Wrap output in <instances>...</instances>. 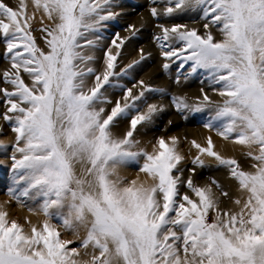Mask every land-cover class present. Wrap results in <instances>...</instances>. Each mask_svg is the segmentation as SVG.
Segmentation results:
<instances>
[{
	"label": "snow or ice",
	"instance_id": "snow-or-ice-1",
	"mask_svg": "<svg viewBox=\"0 0 264 264\" xmlns=\"http://www.w3.org/2000/svg\"><path fill=\"white\" fill-rule=\"evenodd\" d=\"M160 2L163 13L150 7L152 18L192 14L201 23L157 25L162 67L179 61L176 83L200 74L220 98L202 87L195 103L176 95L172 105L185 119L207 113L203 127L244 149L250 168L222 155L207 136L204 144L189 142L195 167L184 179L178 136L149 141L151 151L135 138L138 126L164 110L148 104L140 111L137 102L165 90L141 80L136 94L113 82L127 71H115L130 39L119 33L103 51V70L95 67L101 32L120 15L115 0H0V41L10 65L0 79V119L14 134L8 144L0 140V153L12 150L8 199L0 202V264H264V0H150ZM37 15L47 50L33 35ZM126 31L135 36L140 29L129 24ZM114 89L123 90L115 101L108 95ZM124 119L127 131L114 135ZM204 157L227 169L241 196L230 197L215 179L194 182ZM130 168L134 176L121 174ZM214 188L238 211L221 209ZM13 202L42 218L21 223L9 211Z\"/></svg>",
	"mask_w": 264,
	"mask_h": 264
},
{
	"label": "rangeland",
	"instance_id": "rangeland-1",
	"mask_svg": "<svg viewBox=\"0 0 264 264\" xmlns=\"http://www.w3.org/2000/svg\"><path fill=\"white\" fill-rule=\"evenodd\" d=\"M6 2V1H5ZM116 4L119 5V7H114L113 11L120 13V15L113 21L107 22V27L102 30L101 35L104 37V39L101 42V47L96 50V56L97 60L95 63V67L97 68L98 71L103 70V51L105 48H107L110 45L111 39L115 36L116 33H119L121 37H130V39H127L125 44L122 46L121 49V55L118 57L117 60V67L115 71L117 73L121 72V69H127L125 74H122L118 77L113 78L114 83H119L123 85L126 88H132L133 92L138 94L139 91L141 90L138 82L143 80L146 84L150 85L152 88L156 89H164L165 93L161 94L158 92H147L145 93V97L141 100L138 101V108L140 111H145L147 108L148 104H160L163 105V111L158 112L153 116V119L150 123H148L145 126H138V132L135 134V138L140 140L142 142V146H150L151 144L149 141L154 142L155 138L160 137L158 135H155V133H159L163 128V125H165L166 121L170 119V117H176L178 120V126L179 127H188L189 129L192 128L194 131H200L202 130H207L203 127L202 120L205 116H207V113L204 114H191L188 113L187 116L188 118L185 119L181 113L177 112L174 106L172 105L171 102V97L172 96H184L188 100L189 103H195L196 98L200 96V89L203 87L205 92L208 93L210 96V92L212 91L211 88L208 86V82L205 79L204 83H201V80L204 79V77L200 74H197L195 76L190 77L189 79L185 80L184 76L181 75L180 77V82L176 83V77H177V69L179 67V61L175 63H170V68L165 70L162 65L166 62L160 55V48L157 45V42L153 39L154 36L160 34V30L157 27L158 24H162L166 27H170L173 24H188L189 27H201V23H194V18L196 21H199V16L193 17L192 14H176L172 17H164L161 15L158 18H152L149 12L150 7H156L161 14L163 13L164 7L166 6L165 3L160 2L156 4H151L150 0H115ZM7 3V2H6ZM32 10V8H31ZM29 10V12L31 11ZM141 13V15H140ZM145 13V14H144ZM143 16H148V19L150 22L145 23V25L141 26H136L135 19L137 20H142L143 21ZM141 17V18H140ZM129 18H134V21H130ZM45 23H48L45 21ZM129 24H132L136 26L135 28L140 29V31L137 33V35L132 36L131 31H126L127 26ZM40 28V23H39V15L37 16L36 21L33 23V35L36 38L37 44L47 50L45 48V43L44 40L41 39V36L43 33H41L38 30ZM202 31V28H201ZM216 34L217 39H220L221 37L219 36L218 33ZM148 42V43H147ZM44 44V45H42ZM147 44V45H146ZM148 46V47H147ZM151 51H150V48ZM141 49H143V54L146 57L144 60H141ZM115 51V50H113ZM4 52V44L2 41H0V79H2V72L6 68L10 67L9 61L7 58L3 56ZM134 55V56H133ZM131 57V58H130ZM134 57V58H133ZM130 59V60H129ZM128 60V61H127ZM133 61H139V63L133 64ZM102 62V63H101ZM5 63V64H3ZM98 63V64H97ZM129 64H133L131 68H128L127 66ZM146 67H155L159 73V77L161 78L162 81H157L156 83L150 80L149 77H143L141 76L143 73V68ZM187 67H185L184 71H187ZM23 78L25 79L26 83H31L29 78L27 77L26 74L23 75ZM163 78V79H162ZM91 79V80H90ZM87 83L90 85V81H92V78H90ZM149 79V80H148ZM147 80V81H146ZM150 81V82H148ZM0 86H5L0 83ZM10 88V86H8ZM197 93L198 95L196 96ZM108 95L110 98L115 101L118 98H121L123 95V90L122 89H114V90H109ZM202 98V97H201ZM2 96H0V112H3L4 107L2 103ZM110 108V106H109ZM135 114V113H133ZM124 123V124H123ZM127 125L128 126V120H119L117 124L114 127L121 126V125ZM0 126L3 127V134H0V140H3L6 144L10 143L14 139V134L11 132L10 128L8 127L7 124L3 122L2 119H0ZM172 125L169 126L171 128ZM168 128V129H169ZM194 128V129H193ZM198 128V129H197ZM200 128V129H199ZM167 129V128H166ZM174 131H168L169 136L171 135H176L180 138V151L181 153L186 157L185 162L181 165L185 169L184 171V179H187L191 173L187 171L188 168H193L195 167L194 165L191 164V159L192 157L195 156L196 150L191 148L190 146V141L194 140L191 139L190 137H187L186 134H182L183 131L177 130L179 132H176L174 134ZM210 132V131H209ZM151 133V134H150ZM173 133V134H172ZM209 134L215 135L214 132H210ZM209 134L203 135L202 138H205L207 136H210ZM167 135V134H166ZM165 135V137H167ZM186 137V139H185ZM205 139L202 141L201 144H204ZM197 141V140H196ZM199 143V142H198ZM183 148V149H182ZM11 148L8 149L7 154L5 153H0V161H4V164L2 167L0 166V200L5 201L7 200L8 197L4 193V189L11 183L12 179V174L10 171L11 167V161L8 159V156L11 155ZM244 150L240 151V156L242 157L243 163L241 166L245 169L248 170L250 168V159H246L241 155V153ZM236 158V157H235ZM206 167L204 168H196L197 171H195V175L199 172L201 175L206 179L207 184L211 182V179L217 180L223 189L229 193L228 187L222 184L220 178H217L218 172H223L227 175L228 181H230V184L228 186H234L237 188V185L235 181L231 180L228 177V171L224 167H219L216 165L215 161L211 158L204 157ZM238 160V159H237ZM239 162V161H238ZM240 163V162H239ZM6 166V167H5ZM128 173L136 174L135 169H125ZM132 174V175H135ZM195 175H194V182L198 186H204V184H199L195 180ZM132 177V176H131ZM216 195L221 199L220 204L222 205L224 202L226 203H233L231 199L226 198V197H220L219 192L214 188L213 189ZM180 192L181 193H187L190 197L195 199L193 194L190 192L189 189H187L184 186L180 187ZM232 195V194H231ZM229 193V196H231ZM233 198V197H232ZM234 204V203H233ZM235 205V204H234ZM12 209L15 208L17 212L21 209L24 213H29L26 208L21 207L14 202L11 205ZM14 210V209H13ZM13 211V212H15ZM214 214L209 215V220L212 219V216ZM23 216H19V220L21 223H23ZM64 238L66 239H75L70 233H64ZM78 246V243L77 245ZM84 259H87V257H83Z\"/></svg>",
	"mask_w": 264,
	"mask_h": 264
},
{
	"label": "bare ground",
	"instance_id": "bare-ground-1",
	"mask_svg": "<svg viewBox=\"0 0 264 264\" xmlns=\"http://www.w3.org/2000/svg\"><path fill=\"white\" fill-rule=\"evenodd\" d=\"M7 3H9V4H11L12 6H16L17 4H18V0H5ZM29 10H31V4L29 3ZM32 11V10H31ZM30 11V12H31ZM145 14V13H144ZM140 15H141V13H140ZM38 16V15H37ZM141 18V17H140ZM130 19V21H134V18H129ZM136 19H137V17H136ZM136 19H135V24H136V26H141V25H145V23H148V22H150L149 21V19H148V16H143V21H141L142 20V18H141V20H137L136 21ZM135 26V27H136ZM148 43V42H147ZM42 45H44V44H42ZM147 45V44H146ZM148 47V46H147ZM150 48V47H149ZM150 51H151V48H150ZM96 54V53H95ZM97 55V54H96ZM134 56V55H133ZM131 58V57H130ZM134 58V57H133ZM130 60V59H129ZM103 61V60H102ZM128 61V60H127ZM102 63V62H101ZM3 64H5V63H3ZM98 64V63H97ZM0 67H1V65H0ZM143 70V73H142V75L141 76H143V77H149L150 78V80L151 81H153V83L155 82H157V81H162L161 80V78L159 77V73H158V71H157V69L155 68V67H146V68H143L142 69ZM90 79V78H89ZM163 79V78H162ZM91 80V79H90ZM149 80V79H148ZM147 81V80H146ZM91 83H90V85H92V81H90ZM148 82H150V81H148ZM147 83V82H146ZM158 83V82H157ZM89 84V83H88ZM196 94V96L198 95L197 93H195ZM210 94H212V99L213 100H219L220 98L218 97V96H216L212 91L210 92ZM198 97H200V96H198ZM178 119L176 118V117H170V119H168L167 121H166V123H165V125H163V129L159 132V133H155V135H158V136H165L166 134L168 135V133H166V132H168V131H173V130H175L174 131V134L176 133V132H178L177 130H181V131H183V133L182 134H186L187 135V137H190L191 139H194V140H197V142H199V143H202V141L205 139V138H202V136L203 135H207V134H209L210 132L208 131V130H201L200 128V131H194V130H192V128H188V127H179L178 126V121H177ZM169 121H171V124H169ZM124 124V123H123ZM170 125H172L171 126V128H169V126ZM167 128V129H166ZM169 128V129H168ZM127 129H128V126L125 124V125H121V126H117V127H113V129H112V131H113V134L114 135H116V136H119V137H122V135L124 134V132H126L127 131ZM194 129V128H193ZM198 129V128H197ZM180 132V131H179ZM179 132H178V134H179ZM151 134V133H150ZM173 134V133H172ZM166 135V136H167ZM210 136H212V138H213V141L215 142V144H216V147H217V150L218 151H220L221 152V154L222 155H224V156H227V157H236V159H238V161L240 162V164H242L243 163V160H242V157L240 156V151L241 150H244V149H242V148H240L239 146H234V145H232V144H230V143H228V142H225V141H222V140H220V138L219 137H217L216 135H212V134H209ZM169 136V135H168ZM202 140V141H201ZM146 148H147V150H149V151H151V147L150 146H146ZM181 149V148H180ZM183 149V148H182ZM5 165V164H4ZM2 167V166H1ZM6 167V166H5ZM197 171V170H196ZM121 174L122 175H127V176H129V177H131V176H134V175H132V174H135V173H132V174H130V173H128L126 170H122V172H121ZM218 175V177L217 178H220V180H221V182H222V184H224L225 186H227L228 187V190H229V193H230V197H233V198H236V197H239V196H241L242 194L237 190V188L236 187H234L233 185L232 186H228V184H230V181H228V179H227V175L225 174V173H223V172H218L217 173ZM195 180H196V182L197 183H199V184H207V182H206V179L201 175V173H197L196 175H195ZM220 199V198H219ZM6 200V199H5ZM221 200V199H220ZM0 202H2V200H0ZM219 207L221 208V209H229V210H232V211H238V207L236 206V205H234L233 203H226V202H224L222 205L220 204L219 205ZM14 209V210H13ZM12 209V207H10L9 208V211H10V213H11V215H12V217L13 218H16V219H18L19 218V216H23V218L25 217V216H28L30 219H32V221L33 222H37V220L38 219H41L42 217H40V218H38V217H33V216H31V214L30 213H24L23 211H21V209L19 210V212H17V211H15V210H17V209H15V208H13ZM13 211H15V212H13ZM22 218V219H23ZM81 236H83V232H81Z\"/></svg>",
	"mask_w": 264,
	"mask_h": 264
}]
</instances>
